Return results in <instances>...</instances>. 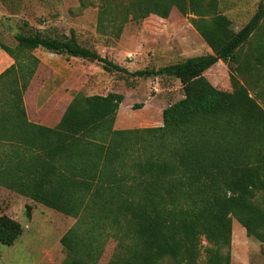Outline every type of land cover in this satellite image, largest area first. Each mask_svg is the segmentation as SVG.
<instances>
[{
  "label": "trees",
  "instance_id": "obj_1",
  "mask_svg": "<svg viewBox=\"0 0 264 264\" xmlns=\"http://www.w3.org/2000/svg\"><path fill=\"white\" fill-rule=\"evenodd\" d=\"M99 1V35L118 39L129 21L161 31L174 9L211 53L130 72L72 30L29 28L14 34V46L0 42L13 60L0 74V141L17 139L0 146V189L74 219L59 240L62 264H98L110 241L106 264H200L202 238L203 264H230L233 218L264 245V0L237 31L220 0ZM35 49L106 73L174 78L182 96L157 127L114 129L124 99L117 92H77L53 127L36 125L23 104L38 70L46 73ZM218 61L228 91L204 75ZM24 214L31 219L30 205ZM23 232L21 221L0 214V244L14 245Z\"/></svg>",
  "mask_w": 264,
  "mask_h": 264
},
{
  "label": "rangeland",
  "instance_id": "obj_2",
  "mask_svg": "<svg viewBox=\"0 0 264 264\" xmlns=\"http://www.w3.org/2000/svg\"><path fill=\"white\" fill-rule=\"evenodd\" d=\"M258 1L220 0L223 13L232 22V31H237L248 21ZM98 7L99 0H0V42L14 46V34L27 32L29 28L56 30L66 35L72 30L81 44L130 72L174 64L182 61L181 56L185 55L211 53L190 22H180L184 17L174 9L161 31H153L142 23L129 21L124 25L120 37L115 39L97 34ZM24 23L28 24V28L24 27ZM52 60L55 70H61L60 76L67 78L72 95L77 92L84 95L100 94L107 90L123 94L125 99L121 102L118 117L123 122L131 121L122 126L125 129L139 128L135 120L143 117L150 122L141 128L160 126L161 109L182 96L180 84L174 78H132L122 73L103 72L97 64L77 58L57 55ZM204 74L216 88L231 89L228 69L222 62ZM257 99L264 108V96ZM139 105L146 107L142 110L138 108ZM25 205L31 206L29 220L25 219ZM1 213L21 221L24 232L14 245L0 244V264H62L64 250L59 240L73 225L74 219L3 189H0ZM200 245L199 263L203 264V251L208 244L202 238ZM113 247L114 243L110 241L98 264L108 262ZM229 251L230 264H264V245L247 237L244 228L234 218Z\"/></svg>",
  "mask_w": 264,
  "mask_h": 264
},
{
  "label": "crops",
  "instance_id": "obj_3",
  "mask_svg": "<svg viewBox=\"0 0 264 264\" xmlns=\"http://www.w3.org/2000/svg\"><path fill=\"white\" fill-rule=\"evenodd\" d=\"M183 20L189 21L188 18H184L181 19L180 22H182ZM183 45L184 44H182L181 46ZM32 54L39 60L40 66L41 65L45 66L46 73L44 77H42L40 70H38L36 75L30 81V84L23 95V104H24L27 120L28 122H31L36 125L53 127L58 122L60 115L64 112L65 106L71 100L72 92L69 89V86L67 85L68 82L67 78L60 76L61 70L56 71L55 67L53 66L54 60H52V58L57 55L49 53L42 49H35L32 52ZM197 55L199 56V54ZM197 55L190 54L181 57L184 60L186 58ZM219 62L221 61H218L217 63ZM217 63L212 65L210 68L215 66ZM12 64H13V60L2 49H0V74L4 72L7 68H9ZM129 91L133 92V90H129ZM108 92H116V91L107 90L104 93H100V95H106ZM121 105L122 104H120L119 106L114 122V129L116 130L125 129V127L122 126L124 124H128L131 122L130 120H126V122L119 120L118 116ZM140 106L141 107L139 109L142 110L146 107L145 105H140ZM163 109L164 108L161 109V113ZM135 122H137L138 124L137 127L141 128V127H145L144 124L146 122H150V120L148 121V118L143 117L142 119L135 120ZM12 143H17V139L11 140V143H8V141H0V146L2 144L3 146L7 147L9 145H13Z\"/></svg>",
  "mask_w": 264,
  "mask_h": 264
}]
</instances>
